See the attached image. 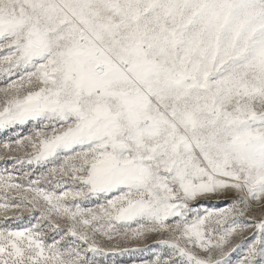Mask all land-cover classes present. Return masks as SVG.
Listing matches in <instances>:
<instances>
[{
	"label": "snow or ice",
	"instance_id": "snow-or-ice-1",
	"mask_svg": "<svg viewBox=\"0 0 264 264\" xmlns=\"http://www.w3.org/2000/svg\"><path fill=\"white\" fill-rule=\"evenodd\" d=\"M0 52V129L34 122L15 162L55 165L0 175L5 222L39 211L0 264H96L117 223L167 234L152 264H264V0H0Z\"/></svg>",
	"mask_w": 264,
	"mask_h": 264
},
{
	"label": "rangeland",
	"instance_id": "rangeland-1",
	"mask_svg": "<svg viewBox=\"0 0 264 264\" xmlns=\"http://www.w3.org/2000/svg\"><path fill=\"white\" fill-rule=\"evenodd\" d=\"M6 53L0 52V55ZM11 79H17L14 75ZM9 81V77L0 72V87H4L5 84ZM0 99H2V94H0ZM34 122H28L24 125H15L7 129H0V175L5 174V169L10 171L12 175L16 178V182L20 181V178L25 172L31 173L27 180H34L40 177L41 173L47 174L49 168L54 167L55 165H28L26 162L21 165L15 162V158L18 156H24L26 149H17L15 141L17 139H22L25 136L33 135ZM9 145V150L4 148V144ZM115 195V194H111ZM235 193L229 192L227 194L211 195L206 197H199L196 201H190L189 203L193 207H199L201 209L207 208L209 210L213 209H222L228 207L227 203L233 199ZM111 198V196L109 197ZM3 202V196L0 194V203ZM97 204H106V200L103 198L93 197L91 203L85 202L82 206L95 208ZM14 215H19L22 217L20 220L12 219ZM10 219L5 222L4 217L0 214V227H4L7 223L13 227L15 226H27L29 223H35L36 220L33 219V216L39 218V211L37 210L34 213H29L27 211L12 212L9 214ZM52 220L59 223L62 230H66L67 225L63 218H58L55 214L52 216ZM248 220V214H245V217L242 218L241 222H246ZM42 226L46 229V235L51 237L55 235V231H48L47 225L48 222L42 221ZM117 229H120L119 232L112 233V239L110 240L108 236L103 235L100 232L95 234V239L98 241L102 251L98 255H95L93 258L96 261V264H152V261L156 259L158 254H161L165 249L161 246L158 241L166 238L167 234L163 236L157 233H146L140 237H134L131 231H128L125 234L124 226L120 223L115 225ZM138 226L136 224H131V228L135 229ZM253 232L251 230L247 231L244 234L243 239L250 241L252 238ZM59 238V237H57ZM66 239L71 240L73 237L69 236ZM236 243H241L242 241L238 238ZM51 242L50 240L48 241ZM246 252V249L237 248L236 252L231 254L232 264H237V261L242 259ZM92 256V253H89Z\"/></svg>",
	"mask_w": 264,
	"mask_h": 264
}]
</instances>
